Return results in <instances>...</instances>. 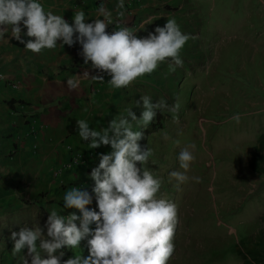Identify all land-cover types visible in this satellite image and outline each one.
I'll use <instances>...</instances> for the list:
<instances>
[{
	"label": "rangeland",
	"instance_id": "374dc122",
	"mask_svg": "<svg viewBox=\"0 0 264 264\" xmlns=\"http://www.w3.org/2000/svg\"><path fill=\"white\" fill-rule=\"evenodd\" d=\"M195 1L172 13L181 31L195 37L181 51L183 66L172 72L164 63L139 79L119 112L132 107L139 118L135 101L144 95L179 104L175 113L157 110L145 128L133 125L148 132L163 127L146 133L153 155L142 167L162 180L159 195L178 205L168 264H264V0ZM237 114L239 122L232 119ZM192 144L196 159L187 175L200 182L177 188L170 173L183 171L178 157ZM46 218L34 203L22 211L0 204V264H24L27 250L13 254L11 233ZM64 251L65 259L88 255L86 242Z\"/></svg>",
	"mask_w": 264,
	"mask_h": 264
},
{
	"label": "clouds",
	"instance_id": "9594fccd",
	"mask_svg": "<svg viewBox=\"0 0 264 264\" xmlns=\"http://www.w3.org/2000/svg\"><path fill=\"white\" fill-rule=\"evenodd\" d=\"M123 9L124 0H119L118 17L124 16ZM111 17L101 3L98 18L87 22L85 12L79 10L70 24L64 16L46 11L39 0H0V42L9 43L5 36L10 30L11 38L37 54L55 49L58 42L69 47L78 43L79 55L92 71L70 77L66 81L69 90L78 89L82 77L103 82L106 75L113 89H121L153 74L161 64L167 63L172 72L183 66L181 51L195 37L182 32L174 18L141 36L122 24L108 31ZM135 106L142 107L139 118L128 107L126 115H116L100 130L90 128L87 120L76 121L78 135L89 148L110 146L111 151L99 154V164L90 172L94 181L91 192L71 187L65 193L63 206L80 215L71 212L64 216L53 209L43 225L38 221L34 227L11 233L13 254L27 250L24 264H168L175 252L178 205L159 195L162 180L142 167L153 153L147 146L141 147L144 132L134 130L133 125L145 128L157 110L175 113L179 104L169 105L163 98L153 102L144 95ZM232 119L239 122L240 116ZM195 147L192 144L181 150L178 159L183 171L170 173L177 188L190 179L200 182L199 177L187 175L196 159L189 149ZM93 200L94 208L90 207ZM82 242H86L88 255L73 254L65 259L64 249H81Z\"/></svg>",
	"mask_w": 264,
	"mask_h": 264
},
{
	"label": "crops",
	"instance_id": "0c3cea01",
	"mask_svg": "<svg viewBox=\"0 0 264 264\" xmlns=\"http://www.w3.org/2000/svg\"><path fill=\"white\" fill-rule=\"evenodd\" d=\"M184 1L124 0L121 23L124 26L132 23L139 35H147L173 18L176 10L181 11ZM118 2L42 0L46 11L64 16L70 24L79 10L85 12L87 22L98 18L101 3L112 13L114 21L118 17ZM192 2L193 6L198 5V1ZM10 36L9 30L5 36L9 43L0 42L4 51L0 57L4 76L0 74L3 77L0 80L6 83L0 89V204L5 206V211H22L34 203L39 214H49L53 209L64 216L79 213L63 206L65 186H92L89 169L97 167L99 154H107L111 148H89L88 142L78 135L76 121L87 120L90 128L96 130L106 128L119 111H124L119 105L129 98L134 83L113 89L109 82L82 77L79 88L69 90L66 81L70 77L92 71L79 55L82 49L78 43L69 47L58 42L55 49H44L37 54L26 51L23 44ZM7 83H15L18 88L12 89ZM32 132L38 135L35 150ZM77 153L81 155L80 163L75 168H64Z\"/></svg>",
	"mask_w": 264,
	"mask_h": 264
},
{
	"label": "built area",
	"instance_id": "2783aa9c",
	"mask_svg": "<svg viewBox=\"0 0 264 264\" xmlns=\"http://www.w3.org/2000/svg\"><path fill=\"white\" fill-rule=\"evenodd\" d=\"M39 2L42 3V0H39ZM112 22H113V23L109 26V29H108V31H110V32H111L114 28H116V25H120V24H122V23H121V22H122V19H121V17H117V18H116L114 21H112ZM127 26H128V27L131 26V28H133L132 23H129ZM0 77H1V76H0ZM108 80H109V78L105 75L103 81L106 82V83H108ZM9 86H10L12 89H17V88H18V85L15 84V83H13V84L9 83ZM31 134H32V138H33V140H34L33 150H35V149L37 148L38 135H37V132H32ZM68 149H69V148H68ZM80 156H81V155H80L79 153L74 154V155L70 158L69 163H66V164H65V167H64V168H67V169H69V168H75V167L80 163V159H81ZM71 187H77V186H76V185H68V186H65V192H66L68 189H70Z\"/></svg>",
	"mask_w": 264,
	"mask_h": 264
},
{
	"label": "trees",
	"instance_id": "16d2710c",
	"mask_svg": "<svg viewBox=\"0 0 264 264\" xmlns=\"http://www.w3.org/2000/svg\"><path fill=\"white\" fill-rule=\"evenodd\" d=\"M129 23H127L126 25H128ZM159 117V114L157 113L156 114V116H155V118H158ZM163 127L161 126V125H155L154 126V128H153V130H151V131H146V130H143V132H144V137H145V135H146V133H152V132H155V130H157V129H162ZM139 143H140V145H141V147H145L146 146V138H144L143 140H141V141H139ZM139 166V165H138Z\"/></svg>",
	"mask_w": 264,
	"mask_h": 264
}]
</instances>
